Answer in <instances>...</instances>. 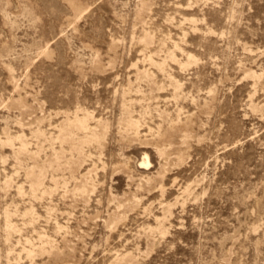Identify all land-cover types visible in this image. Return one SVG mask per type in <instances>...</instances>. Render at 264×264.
<instances>
[{
	"label": "rangeland",
	"instance_id": "obj_1",
	"mask_svg": "<svg viewBox=\"0 0 264 264\" xmlns=\"http://www.w3.org/2000/svg\"><path fill=\"white\" fill-rule=\"evenodd\" d=\"M0 264H264V0H0Z\"/></svg>",
	"mask_w": 264,
	"mask_h": 264
},
{
	"label": "bare ground",
	"instance_id": "obj_2",
	"mask_svg": "<svg viewBox=\"0 0 264 264\" xmlns=\"http://www.w3.org/2000/svg\"><path fill=\"white\" fill-rule=\"evenodd\" d=\"M151 165L149 157L146 155L143 160L141 161L140 168L147 170L148 167Z\"/></svg>",
	"mask_w": 264,
	"mask_h": 264
}]
</instances>
